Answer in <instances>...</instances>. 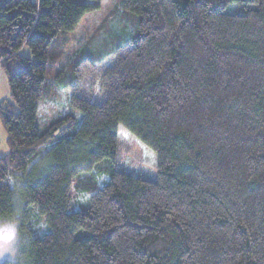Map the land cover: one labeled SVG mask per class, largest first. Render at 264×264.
Wrapping results in <instances>:
<instances>
[{
  "label": "trees",
  "instance_id": "16d2710c",
  "mask_svg": "<svg viewBox=\"0 0 264 264\" xmlns=\"http://www.w3.org/2000/svg\"><path fill=\"white\" fill-rule=\"evenodd\" d=\"M78 1L0 0V222L14 217L11 176L52 161L23 191L48 229L29 264H264V0H119L136 33L98 75L103 101L70 89L81 120L40 132L49 53L100 0ZM118 126L154 153V182L114 169ZM100 163L94 182L80 177ZM92 188L71 212L72 190Z\"/></svg>",
  "mask_w": 264,
  "mask_h": 264
},
{
  "label": "rangeland",
  "instance_id": "374dc122",
  "mask_svg": "<svg viewBox=\"0 0 264 264\" xmlns=\"http://www.w3.org/2000/svg\"><path fill=\"white\" fill-rule=\"evenodd\" d=\"M98 5L97 9L86 13L71 31L60 34L56 39L55 50L49 53L45 95L38 102L35 119L40 132L65 116H71L74 122L81 120V113L70 107V96L73 94L70 89L77 97L89 102L100 104L103 101L98 75L113 66L115 59L113 55L116 50L128 46L130 36L136 33L137 16L125 12L119 0H100ZM238 8L239 5L230 4L223 12L234 13ZM19 53L22 57L31 59L30 50L26 46ZM104 57L107 58L92 69H85L89 61H97ZM4 70L5 68L0 66V98L8 99L9 91ZM116 130L119 143L114 169L154 182L156 179L154 153L122 126H118ZM7 152V134L0 121V156L6 155ZM51 165L49 157L39 158L23 173L11 176L9 185L14 193L15 210L13 219L8 221L17 225L16 252L11 259L7 254L0 256V264H29L30 242L35 236H41L48 231L43 217L39 216L35 209L24 205L23 191L37 184L47 174ZM107 170L108 167H102V163L93 164L83 170L80 177H88L94 182L95 178L102 176V171ZM93 192V188L84 194L73 189L70 211L85 210L88 206V197ZM76 237L83 238L82 235Z\"/></svg>",
  "mask_w": 264,
  "mask_h": 264
},
{
  "label": "clouds",
  "instance_id": "9594fccd",
  "mask_svg": "<svg viewBox=\"0 0 264 264\" xmlns=\"http://www.w3.org/2000/svg\"><path fill=\"white\" fill-rule=\"evenodd\" d=\"M17 225L15 222L0 223V256L7 254L9 258L16 252Z\"/></svg>",
  "mask_w": 264,
  "mask_h": 264
},
{
  "label": "crops",
  "instance_id": "0c3cea01",
  "mask_svg": "<svg viewBox=\"0 0 264 264\" xmlns=\"http://www.w3.org/2000/svg\"><path fill=\"white\" fill-rule=\"evenodd\" d=\"M34 3H36L37 0H32ZM5 79H6V76H5ZM7 80V79H6ZM9 91V90H8ZM9 98V97H8ZM2 100H7V98L4 97V99L0 98V101Z\"/></svg>",
  "mask_w": 264,
  "mask_h": 264
}]
</instances>
